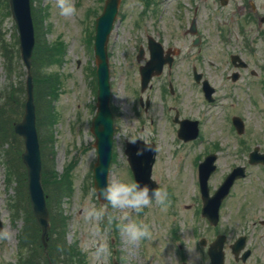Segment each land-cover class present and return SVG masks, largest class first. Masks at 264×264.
Returning <instances> with one entry per match:
<instances>
[{"label": "rangeland", "instance_id": "1", "mask_svg": "<svg viewBox=\"0 0 264 264\" xmlns=\"http://www.w3.org/2000/svg\"><path fill=\"white\" fill-rule=\"evenodd\" d=\"M73 2L77 14L71 18L59 15L55 0H32V5L41 20L42 40L49 45L63 44L62 63L41 68L46 73L58 72L61 77L60 93L54 101L58 120L51 125L53 140L48 142L45 151L48 168L51 170L54 166L58 179L64 174L70 175L64 183H71V194L64 197L61 207L67 217L65 239L77 248L79 264H183L187 259L185 249L192 247L199 251L201 264H209L208 246L201 245L200 239L206 237L211 242L218 228L229 234L225 246L229 259L226 264H236L228 243L244 230L250 247L255 250L250 259L241 264H264V224L258 226L255 234L252 227H248L252 219L264 220V172L248 165L250 175L237 184L234 195L223 206L220 226L215 227L201 214L203 201L197 170L201 158L203 160L210 152L218 153V168L209 180L213 192L236 165L248 163L249 152L256 145L264 151V87L258 77H249L246 70L236 82L230 77L233 71L230 54L234 51H243L252 67L260 72L256 64H261L264 70V23L260 21L264 16V0H227L224 4L221 0L121 1L108 42L110 104L115 116L110 178L135 180L125 152L127 138L155 142L158 152L152 176L159 188L169 193L171 201L166 211L153 204L138 215L131 214L132 218L148 223L153 233L152 240L136 245L127 241L115 222H90L83 214L86 204L103 205L95 193L93 167L98 155L91 125L97 108L95 25L105 0ZM252 2L257 6L256 11L252 9ZM194 16L202 37L198 46L193 43L195 36L187 32ZM147 34L159 35L165 46L180 48L181 54L174 66L154 77L143 93L139 70L145 59L140 61L138 51L141 43L146 46ZM2 43L14 46L13 73L5 68ZM194 66L217 89L214 102L205 99L193 77ZM25 78L19 31L9 0H0V99L11 83L24 82ZM170 82L174 86L173 93ZM140 95L145 99L150 96L149 112L140 107ZM177 110L181 118L200 121V134L194 141L185 142L178 137L179 124L174 122ZM234 115L245 121L243 134L232 124ZM7 147L8 144L3 146ZM3 158L0 150V216L10 238L0 240V264H18V234L23 219L13 218L9 200L15 193L16 182L9 186ZM44 166L46 168L45 162L43 169ZM57 185L50 184L46 190L54 193L59 190ZM256 185L262 192L247 194L249 188L253 191ZM243 199L246 202L253 199V204L259 200L263 208L258 211L253 206L256 211L253 216H237L235 213L243 205ZM100 242L106 244L108 251L97 256ZM174 245L178 246L174 249Z\"/></svg>", "mask_w": 264, "mask_h": 264}, {"label": "water", "instance_id": "2", "mask_svg": "<svg viewBox=\"0 0 264 264\" xmlns=\"http://www.w3.org/2000/svg\"><path fill=\"white\" fill-rule=\"evenodd\" d=\"M227 0H223L226 2ZM11 11L17 22L20 32V50L22 59L27 67L26 92L27 100L25 104V112L20 122L15 125V131L20 134L25 143V149L22 159L27 167V185L31 201V207L39 226L42 229L41 239L44 246L47 247V236L51 228L50 211L47 205L46 194L43 184V166L41 149L39 142V134L36 126V104L34 98V83L31 71V57L35 46V28L33 17L31 14V0H9ZM120 0H107L103 14L97 19V32L95 41V55L98 73V108L93 119L92 132L96 136L95 145L98 150V159L94 165L95 188L104 184L109 179L110 164L113 156L114 143V118L110 107V73L108 65L107 42L113 23L116 18ZM142 54V50H141ZM140 54V56H141ZM161 48H152V57L148 64L141 68L143 76V89L148 85L149 80L154 74L162 71L160 63ZM206 93L209 97L213 91L206 82ZM210 98V97H209ZM179 131L180 136L186 140L196 138L198 134L197 122H193L192 131L187 129L191 122L184 120ZM234 123L240 132L244 130V124L240 118H235ZM146 143L144 140L138 139L136 144L127 143L126 152L129 155L132 168L134 170L136 180L149 184L152 187H158L157 183L152 179V169L155 162L156 146L148 144L151 150L144 151L142 155H136L137 150L143 148ZM258 147L251 155V161L257 162L256 158L260 157L264 162V154H258ZM216 155H210L207 160L201 164V186L204 193L206 214L212 222H216L219 215V204L222 198L228 193L229 188L234 180L245 175V167L239 166L227 177L224 184L220 187L215 197H209L208 178L215 170L214 161ZM102 200V198H101ZM0 228H3V222L0 218ZM205 242V240H203ZM221 240L219 245H211L210 255L213 264H223L224 255L222 251Z\"/></svg>", "mask_w": 264, "mask_h": 264}, {"label": "trees", "instance_id": "3", "mask_svg": "<svg viewBox=\"0 0 264 264\" xmlns=\"http://www.w3.org/2000/svg\"><path fill=\"white\" fill-rule=\"evenodd\" d=\"M33 16L38 40L32 57V69L38 109L37 126L40 130V143L46 165V168L44 167V183L46 187L50 184H59L57 185L59 190H55L54 193L50 189L47 190L48 205L51 211V230L48 239L49 245L45 249L40 240L41 230L30 206L27 171L21 157L24 150L21 148L24 145L23 139L14 130L16 122L21 119L24 112L25 84L23 81H14L5 89L0 99V150L3 151V161L7 165L9 186L16 182L15 193L9 200L13 218L21 217L23 219V225L18 235L21 252L19 264H79L76 259L79 255L77 248L73 244H68L65 239L67 217L63 215L61 207L64 197L71 194V183H64L70 175L64 174L58 179L54 166L51 170L48 168L45 151L48 142L53 140L51 125L58 120V113L55 105L53 106V101L59 95L61 78L58 72L46 73L41 68L60 63L63 60V44L49 45L43 41L40 34V17L35 7ZM2 52L5 57L6 70L13 73L16 58L14 46L8 47L2 43ZM6 144L8 147L4 149L3 146Z\"/></svg>", "mask_w": 264, "mask_h": 264}, {"label": "clouds", "instance_id": "4", "mask_svg": "<svg viewBox=\"0 0 264 264\" xmlns=\"http://www.w3.org/2000/svg\"><path fill=\"white\" fill-rule=\"evenodd\" d=\"M54 7L58 9L60 16L71 18L77 14V8L73 0H55ZM138 137H129L126 143L136 144ZM151 150V146L145 144L143 148L137 150L136 155H142L144 151ZM96 195L103 201L101 207L95 205H85L83 214L90 222L104 221L108 224L116 223L119 232L127 239L131 245H136L144 240H152L153 233L148 223L132 218V213L140 214L153 204L158 205L162 211H166L171 201L169 193L159 187H152L139 180L113 179L95 189ZM119 212V215L115 213ZM10 238V233L0 228V240ZM178 245H174V249ZM106 244L100 242L97 245L96 255L107 253ZM187 259L185 264H201V256L195 248H186ZM175 256V251L172 252Z\"/></svg>", "mask_w": 264, "mask_h": 264}, {"label": "flooded vegetation", "instance_id": "5", "mask_svg": "<svg viewBox=\"0 0 264 264\" xmlns=\"http://www.w3.org/2000/svg\"><path fill=\"white\" fill-rule=\"evenodd\" d=\"M251 73H254L253 72V69H252ZM254 76H256V75H254ZM147 97H149V96H147ZM139 102H140V105L144 109L145 112H149L150 111L151 105H152L151 104V99H149V102L147 103V100L144 101V100H141V98H139ZM260 166H262V165H260ZM245 183H247V182H245ZM259 191H260V188H259V186L256 185V186L253 187V191H252L251 188H249L247 194L248 193L255 194V193H258ZM257 199H258V197H257ZM262 200L264 201V198H262ZM252 201H253V199H250L249 201L246 202L243 199V201L241 202L243 205L242 206H239L237 212L236 213L234 212V213L237 216L244 215L243 218H246L247 216H253L255 214L256 211L253 209V206L258 211L260 210V208L261 209L263 208V204H261L259 200H257L255 202V204H253ZM263 224H264V220H262L261 222H259L258 221V218L257 219H252V220H250L248 222V227H252V230L254 231V234H255L256 232L259 231L258 226L259 225H263ZM242 233L239 234L237 237H235L232 241L230 240L229 243H228L229 244V248L231 249V252L234 255V258L233 259H234V261H235L236 264L246 263L250 259V257L253 255L254 250H255L254 247H250V245H249V237H248L247 233L246 232H244L243 234ZM218 235H219V232H217L215 234L214 239H216V237ZM227 235H229L228 232H227ZM227 235H226V237L228 238ZM240 235H244L245 236V240H244L245 241V248H243L241 250V252L235 254L233 252V247L232 246H233L234 242L238 239V237Z\"/></svg>", "mask_w": 264, "mask_h": 264}]
</instances>
